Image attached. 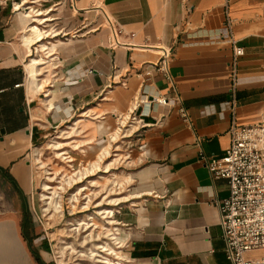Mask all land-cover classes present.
<instances>
[{
    "label": "crops",
    "instance_id": "obj_1",
    "mask_svg": "<svg viewBox=\"0 0 264 264\" xmlns=\"http://www.w3.org/2000/svg\"><path fill=\"white\" fill-rule=\"evenodd\" d=\"M23 1L33 10L30 17L15 9ZM225 4L0 0V168L5 174L17 184L23 179L20 162L41 125L62 128L73 120L70 130H92L80 146L85 153L108 146L115 133L105 125L109 118L127 121L136 116L134 134L127 138L137 148L127 160L138 168L128 178L133 191L123 204L129 206L119 214L121 223L116 222L121 249L125 245V256L118 251L122 263L231 264L215 205L228 198V184L211 177L200 153L224 156L233 119L239 126L264 121V0H229L232 35L245 52L234 93ZM34 18L43 24L28 39L44 34L31 50L35 54L38 46H45L43 70L54 82L47 99L51 106L44 94L33 96L27 86L28 43L22 36ZM110 22L122 43L116 48L110 46ZM163 50L171 52V80L154 73L145 84V68L158 64ZM144 94L149 100L179 97L180 102L168 112L155 102L146 103ZM180 107L188 110L190 122L180 115ZM106 136L107 143L99 146ZM1 227L15 242L0 264H36L18 247L17 229L9 223Z\"/></svg>",
    "mask_w": 264,
    "mask_h": 264
},
{
    "label": "rangeland",
    "instance_id": "obj_2",
    "mask_svg": "<svg viewBox=\"0 0 264 264\" xmlns=\"http://www.w3.org/2000/svg\"><path fill=\"white\" fill-rule=\"evenodd\" d=\"M41 56L45 57L44 54ZM44 73L45 70L40 78L45 77ZM122 121L125 120L109 118L105 121L110 132H116L118 128H121L122 132L118 143H111L110 137L108 141V136L100 141L99 146L108 141L106 145L111 143L112 148L109 157H105L98 168L93 165L102 150L96 147L95 150L86 149V152L82 153L80 148L85 146L83 140L90 136L92 130H79L80 133L70 130L68 127L74 123L72 120L62 128H42L44 125L39 127L41 131L34 135L23 161L20 162L23 165L24 177L18 182V187L8 183L0 173V227L3 223L18 227L21 218L27 213L37 234L36 245L40 247L45 264H98L97 261H113V257L108 256L106 252H100L101 249L96 250V247L108 245L114 248L109 242L108 234L113 227L117 228L112 222L121 223L119 214H124L129 206L123 204L126 194L133 191L134 183L129 182L128 178L138 168L127 160L130 152L137 148L136 143H128L129 138L124 137L134 134V129L130 128L132 122L127 119L122 125ZM74 146H77L76 151ZM37 149L38 156L35 152ZM97 153L99 154L96 155ZM116 154L119 156L115 157ZM36 156L44 163L45 169L36 166ZM106 166H109L108 173H105ZM90 170L93 172L88 174ZM92 181L98 185L90 184ZM44 185L51 186L52 190L44 192ZM80 187H87L88 190L80 193ZM58 195L60 198L55 199ZM46 197L59 200L61 209L55 211L52 206H48L50 200H44ZM114 199L120 200L112 203ZM57 206L59 207V204ZM110 211L114 212L113 215L107 213ZM90 216L91 220L88 219ZM82 221L89 222L90 228L82 226L78 229L79 226L76 225ZM119 227L123 228L122 230L125 228L122 224ZM20 241L17 239L18 247L21 246ZM92 251L97 253L99 258L93 257ZM120 251L121 255L125 256V250ZM19 253L22 257L23 254L20 251ZM4 257V253L0 255L1 259ZM19 260L21 261V258ZM114 262L116 264L118 261ZM12 264L15 263L12 261Z\"/></svg>",
    "mask_w": 264,
    "mask_h": 264
},
{
    "label": "built area",
    "instance_id": "obj_3",
    "mask_svg": "<svg viewBox=\"0 0 264 264\" xmlns=\"http://www.w3.org/2000/svg\"><path fill=\"white\" fill-rule=\"evenodd\" d=\"M229 0L225 4L226 27L232 48V58L229 64V85L232 93L237 86L239 62L244 56V49L232 35V22L229 16ZM112 38L110 46L116 48L122 43L113 23L110 22ZM171 52L163 50L158 64H150L143 73L144 83L148 84L154 73H159L168 80ZM19 87V86H17ZM145 102H155L173 110L180 98L170 101L165 97L149 100L144 94ZM235 104L232 105V111ZM180 115L191 121L188 110L179 108ZM136 116L129 121L136 122ZM230 145L222 158L205 156L200 153L201 160L214 180H225L229 188V196L223 201L216 200L220 213V225L223 231L226 258L231 264H264V121L250 126H239L233 119L229 131ZM200 140H198V145ZM120 213V212H119ZM114 248L119 245L109 241ZM122 251L125 250L123 245ZM127 261L125 260L124 263Z\"/></svg>",
    "mask_w": 264,
    "mask_h": 264
},
{
    "label": "bare ground",
    "instance_id": "obj_4",
    "mask_svg": "<svg viewBox=\"0 0 264 264\" xmlns=\"http://www.w3.org/2000/svg\"><path fill=\"white\" fill-rule=\"evenodd\" d=\"M15 9L18 10V11H23L22 12L23 13L22 14L23 17H30L33 14V10L28 5L27 1H23L22 4H16L15 5ZM30 20H32V19H30ZM34 22H35V24H32L29 27H27L26 31L23 33V36H22V39L25 42L28 43L27 47H28V55H29V61L25 62L24 69H25V72H26V75H27V86H28L29 92L33 96H36L37 94L43 92L45 94V96H46V100L44 102H45V104H47V103H49V101L47 99L49 98L50 91H51L50 87L48 85L49 84H53L54 82L52 83V81L49 78H46V77L40 78L42 76L41 73H42V71L44 69L43 65L46 63L45 62V58L42 57L41 54L47 55V53L44 52L45 51V46L43 44H41L40 46L37 47V50H36L35 54L32 53L31 45L33 43H35V44L39 43V41L42 40V37L44 36V34L41 33V34H38V36L36 38L34 37L31 40L28 39V38H31L33 36V34H35V32L39 30L38 26L43 24V21L40 18H34ZM47 86H48V88L46 89ZM49 105L51 106V103H49ZM123 124H125V121H123ZM98 128H99V131H101V129L103 131V129H104V128H102V126H99ZM134 128H136V127H134ZM71 129L74 130L73 127ZM127 132L131 133V131H127ZM77 133H79V132H77ZM120 134H121L120 130H117L115 133H113L112 136L110 137L111 138V143H113V142L114 143H116V142L118 143L119 142L118 139L120 137ZM108 135H110V134H108ZM60 137H58V138H60ZM124 137L126 138L128 136H124ZM111 143H110V145L105 146L104 148H102V153L98 156L97 162L94 163V165H93L94 167L98 168L99 163L102 162L105 157H109L110 149L112 148ZM85 144L86 143H84V145ZM75 147H77V146H75ZM35 152H36V155L38 156L39 150L37 149V150H35ZM57 155L59 156V154H57ZM37 156L35 157L36 166L39 169H45L44 163ZM118 156L119 155L116 154L115 157H118ZM109 166H106L105 173H108L107 170H108ZM92 172L93 171L90 170V171H88V174H90ZM92 176H94V175H92ZM79 179H81V178H79ZM103 179L106 180V182H109L108 179H106V178H103ZM77 184H79V182ZM90 184L98 185V183L93 182V181L90 182ZM93 186L94 185H92V187ZM80 188H81L80 193L85 192V191L88 190L87 187H80ZM43 189H44V192H48L49 190H52L51 186H49V185H44ZM55 194H58V193H55ZM57 198L58 199L60 198L59 195L55 199H57ZM55 199H53V197L52 198L46 197L44 200H47V201L50 200V203L48 204V206H50V207L52 206L55 209V211H57V210L61 209V206H60L61 202L59 200L55 201ZM119 200L120 199H114L111 202L112 203H117ZM58 204H59V207L57 206ZM107 213L109 215H113L114 212L110 211V212H107ZM88 219L91 220L92 217L90 216ZM112 223H115L116 226H117L116 222L113 221ZM89 225H90L89 222L82 221L79 225H76V226H79L78 229H80V227H82V226H88L90 228ZM118 235H119L118 234V229L116 227H113V229H111L110 233L108 234L109 241H112L113 243L119 245L118 248H112V247H109L108 245H106V246H97L96 247V250L101 249L102 251H100V252H103V253L106 252L108 254V256L113 257V261H111V260L97 261L98 264H115L114 261H116V260L118 261L116 264H121V261H122L121 255H118L119 254L118 251L121 249V247H120L121 243H119L120 242L119 241L120 238L118 239ZM121 238H122V241H123V237H121ZM14 242L15 241L13 240L12 235L10 233H8V232L5 233V232L0 231V255L3 254V253L5 255L7 250L13 251L14 250L13 249L14 248ZM94 252H95V250H94ZM91 254H92L93 257L99 258L97 253H93V251H92ZM0 261L4 262L5 260L0 258Z\"/></svg>",
    "mask_w": 264,
    "mask_h": 264
},
{
    "label": "flooded vegetation",
    "instance_id": "obj_5",
    "mask_svg": "<svg viewBox=\"0 0 264 264\" xmlns=\"http://www.w3.org/2000/svg\"><path fill=\"white\" fill-rule=\"evenodd\" d=\"M17 237L21 242L20 248L36 264H45L42 260L40 247L36 245L37 234L27 213L21 218V222L16 227Z\"/></svg>",
    "mask_w": 264,
    "mask_h": 264
},
{
    "label": "trees",
    "instance_id": "obj_6",
    "mask_svg": "<svg viewBox=\"0 0 264 264\" xmlns=\"http://www.w3.org/2000/svg\"><path fill=\"white\" fill-rule=\"evenodd\" d=\"M0 172L2 174H4V177L9 181L11 182L13 185H15L16 187H18V184L17 182L13 179V177L9 174H5V171L3 169L0 168Z\"/></svg>",
    "mask_w": 264,
    "mask_h": 264
},
{
    "label": "water",
    "instance_id": "obj_7",
    "mask_svg": "<svg viewBox=\"0 0 264 264\" xmlns=\"http://www.w3.org/2000/svg\"><path fill=\"white\" fill-rule=\"evenodd\" d=\"M18 245V244H17Z\"/></svg>",
    "mask_w": 264,
    "mask_h": 264
}]
</instances>
